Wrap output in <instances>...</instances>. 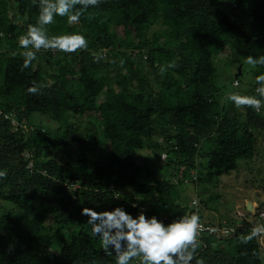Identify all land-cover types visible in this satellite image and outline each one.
Wrapping results in <instances>:
<instances>
[{
  "label": "trees",
  "instance_id": "obj_1",
  "mask_svg": "<svg viewBox=\"0 0 264 264\" xmlns=\"http://www.w3.org/2000/svg\"><path fill=\"white\" fill-rule=\"evenodd\" d=\"M38 12L31 0H0V169L8 173L0 180V264H115L83 208L145 209L167 224L196 211L183 186L204 180L193 173L199 165L214 175L254 158L264 109H237L220 96L217 58L234 41L242 58L264 55V0H102L89 9L93 19L57 17L50 26V35L84 33L86 51L41 50L22 69L18 37ZM173 60L178 66L161 75ZM252 72L253 82L235 77L231 90L254 93L264 67ZM34 81L48 86L29 94ZM228 221L236 232L201 236L198 257L262 264L253 255L260 238L238 240L251 222Z\"/></svg>",
  "mask_w": 264,
  "mask_h": 264
},
{
  "label": "clouds",
  "instance_id": "obj_2",
  "mask_svg": "<svg viewBox=\"0 0 264 264\" xmlns=\"http://www.w3.org/2000/svg\"><path fill=\"white\" fill-rule=\"evenodd\" d=\"M39 12L35 23H29L24 33L18 37V47L23 49L22 69L32 67L41 50L74 54L86 51L89 47L87 36L82 32L51 34L50 26L57 17L67 18L69 25L79 23L81 17L91 20L94 16L90 8H98L102 0H31ZM79 6V7H78ZM87 14V15H86ZM103 57L94 55V62ZM249 71L264 67V55L247 56L241 60ZM175 60L160 66L161 75L168 69L176 68ZM254 93L245 94L240 91L226 89L224 98L237 109H252L260 112L264 109V72L255 76ZM48 85L35 81L28 88L29 94H39ZM239 87V81L231 86ZM7 169H0V180L7 179ZM114 199H120L121 192L114 191ZM135 207V206H134ZM257 209L250 213L255 212ZM259 210V209H258ZM81 215L87 216V224L91 226V236L98 237L103 252L107 256L115 255V264H205L203 257H198L201 233L204 228L198 211L184 214L165 223L156 215L149 217L145 209L133 216L122 206L113 210L96 211L85 207ZM211 221V220H210ZM264 238V224H257L247 234H241V244H249L253 239ZM253 255L264 264V249ZM95 264V262H93Z\"/></svg>",
  "mask_w": 264,
  "mask_h": 264
},
{
  "label": "rangeland",
  "instance_id": "obj_3",
  "mask_svg": "<svg viewBox=\"0 0 264 264\" xmlns=\"http://www.w3.org/2000/svg\"><path fill=\"white\" fill-rule=\"evenodd\" d=\"M241 50L242 44L240 41H234L229 43L223 52L218 55L217 75L222 98H224L226 89L231 90L238 66L242 63ZM243 67L244 65L242 70ZM253 77V72L245 66L243 75L240 76L242 82L247 84L253 82ZM257 140V151L254 158L242 163L238 169L207 175L206 168L199 165L193 173H200L202 177L204 176V180L199 184L190 183L183 186L186 188L184 197L188 204H191V199H197L200 195L203 200L202 208L205 219L216 223H221L223 220L232 221L240 213H250L249 208L251 206L256 209L264 201V132L258 134ZM100 151L98 150L92 154V158L98 159ZM149 152L152 157L153 152ZM56 158L62 159L60 155H56ZM259 240L262 243V250L264 249V238Z\"/></svg>",
  "mask_w": 264,
  "mask_h": 264
},
{
  "label": "built area",
  "instance_id": "obj_4",
  "mask_svg": "<svg viewBox=\"0 0 264 264\" xmlns=\"http://www.w3.org/2000/svg\"><path fill=\"white\" fill-rule=\"evenodd\" d=\"M236 82H237V80L234 83H236ZM1 112L2 111L0 110V114H1ZM12 123L15 125L18 124L15 119H12ZM166 157H167V155L164 154L163 159H166ZM77 185L78 184L75 182L70 184L71 188H76ZM192 206L195 208L196 211L199 212V208H198L199 205H198L197 199H193ZM239 216L242 218H246L248 221L251 222V226H250V229H251L254 226H256L258 223H260L261 221H264V207H262L259 210H256L255 212H252V214L240 213ZM201 218H202V223L204 225L201 236H203V235H219V236L228 237V236H231L233 233H235L237 228L239 227V225L237 223L236 224H230V222L227 220H223V222H221V223H216V222H211L210 220H207L202 216H201ZM239 223L241 224L242 222H239Z\"/></svg>",
  "mask_w": 264,
  "mask_h": 264
},
{
  "label": "water",
  "instance_id": "obj_5",
  "mask_svg": "<svg viewBox=\"0 0 264 264\" xmlns=\"http://www.w3.org/2000/svg\"><path fill=\"white\" fill-rule=\"evenodd\" d=\"M242 66H243L242 63L238 66V70H237V73H236V77H240V76L243 74ZM263 206H264V201L261 202V203L256 207V209H257V210H258V209H261ZM249 210L251 211V210H254V209H253V207L251 206V207L249 208Z\"/></svg>",
  "mask_w": 264,
  "mask_h": 264
},
{
  "label": "crops",
  "instance_id": "obj_6",
  "mask_svg": "<svg viewBox=\"0 0 264 264\" xmlns=\"http://www.w3.org/2000/svg\"><path fill=\"white\" fill-rule=\"evenodd\" d=\"M259 204V203H258ZM252 211V210H251Z\"/></svg>",
  "mask_w": 264,
  "mask_h": 264
}]
</instances>
